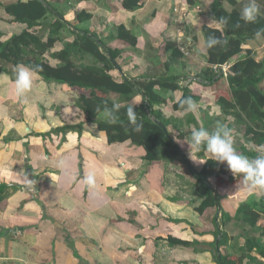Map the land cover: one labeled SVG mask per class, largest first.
I'll return each mask as SVG.
<instances>
[{"label": "crops", "instance_id": "0c3cea01", "mask_svg": "<svg viewBox=\"0 0 264 264\" xmlns=\"http://www.w3.org/2000/svg\"><path fill=\"white\" fill-rule=\"evenodd\" d=\"M15 1L0 0V43L24 30L44 33L46 40L44 22L59 16L69 25L44 54L51 64L58 63L54 52L88 29L119 51L115 61L121 71L115 69L116 73L128 78L176 75L180 86H185L180 83L182 79L208 66L203 25L223 30L209 15L213 0H196L194 4L188 0H142L132 11L124 9L121 0H46L54 9L33 28L15 21L5 11L3 5ZM244 3L246 0H223L227 11L240 12ZM258 3L264 14V0ZM67 4L68 8L64 6ZM88 7L90 20L77 22L75 12ZM178 17L184 21L186 39L195 53L170 62L167 69L165 63L176 48ZM119 26L130 33V39L117 36ZM161 46L168 52L164 63L153 58ZM242 48L238 57L247 49L253 50L257 61L264 57V39L253 36ZM12 68L11 63L0 59V185L4 186L0 191V264H197L196 255H202L206 264H218L214 250L239 254V232H235L233 221L224 222L222 212L233 216L239 203L250 196L241 179L230 184L224 196L219 195L218 210L209 207L200 213L196 210L199 200L190 196V181L182 182L179 175L171 178L159 160L147 161L141 146L130 141L108 143L97 125L85 119L76 102L85 89L47 81L36 73L26 98L18 99L14 79L6 71ZM218 82L224 89L229 86L227 77H220ZM215 86L202 82L189 85L201 96L198 110L192 112L199 127H215L210 120L220 114L216 98L221 94L219 84ZM263 86L264 80L260 83L264 90ZM163 95L166 104L159 108L165 115L186 117L183 111L173 109L180 90ZM143 102L141 93L130 100L136 106ZM229 116L224 122L227 125L233 119ZM66 124H80V132L56 130ZM240 128L232 129V134L241 142L243 126ZM173 133L183 139L179 132ZM249 145L257 153L264 146ZM59 159L65 161L63 169L55 166ZM192 166L191 162L187 166L190 172ZM165 170L168 175H164ZM89 171L96 173L94 190L80 182ZM258 225H264V215ZM224 231L230 238L219 246ZM169 236L189 244H170ZM241 264L256 263L245 260Z\"/></svg>", "mask_w": 264, "mask_h": 264}, {"label": "trees", "instance_id": "16d2710c", "mask_svg": "<svg viewBox=\"0 0 264 264\" xmlns=\"http://www.w3.org/2000/svg\"><path fill=\"white\" fill-rule=\"evenodd\" d=\"M195 1L188 0L191 4ZM141 4L142 0H122V7L131 11L139 8ZM3 6L15 21L25 23L29 28L46 20V15L54 9L46 0H17ZM209 8L210 16L218 21L221 17L226 18L227 24L222 25L223 30L203 25L204 38L214 34L226 39L227 44L211 49L206 48L208 66L196 75L200 76L204 86H217L220 76H217L211 65L231 63V72L227 76L229 86L223 89L216 99L221 108V114L211 117L210 122L216 126L217 121L224 123L228 115L232 116V122L228 123L231 129L243 126L239 147L241 153L254 158L257 152L250 147L249 143L264 144V90L260 87V83L264 80V57L257 61L252 49L245 50L241 57L238 55L243 51L242 45L245 41L252 38L258 29L264 28V14H260L255 23H245L240 20V12L237 9L227 11L224 8L223 0H213ZM75 14L76 20L79 21H86L91 17L84 10L76 11ZM66 25H69V22L58 16L48 24L49 32L46 40H43L44 33L24 30L5 42H1L0 59L13 65L12 70H6L11 74L12 79H14L16 65L23 64L29 67L40 65L42 71L37 74L45 80L85 89L86 92L80 93L77 98V105L85 114V119L95 123L98 130L104 133L108 143L130 141L134 145L141 146L145 150L144 158L149 162L161 159L173 160L180 157L182 154L174 133L168 130L170 135L168 137L153 118L160 120L167 128L169 126L178 129L184 126L189 129L192 126L199 128L196 117L192 113H188L182 121L179 118L168 117L159 106L166 103L163 92L180 90V97L173 103V109L177 111H182L178 104L179 99L191 96L198 103L201 96L194 93L187 84L180 86L176 75L128 78L119 73L118 76H114L111 71L116 68L109 54L116 59L119 51L108 47L103 40L98 39L88 29H84L72 41L65 42L62 49L54 52L52 56L58 59V63L51 64L44 58V54L60 40V34ZM117 36L124 40L125 38L130 39V33L122 26L118 27ZM180 57H183V53L178 47L174 48L170 61L165 63L166 68L168 69L170 62L177 61ZM138 93L143 94L144 102L138 106L135 105L134 110L143 123V129L140 132H133L128 125L125 113L127 106L132 104L130 100ZM105 103L109 107L113 103L120 105L119 122L110 124L103 119L102 114L95 111L97 105L102 106ZM203 127L211 129L207 124ZM56 130L80 132V124H66ZM197 155L207 159L203 152ZM191 170L195 178L191 193L199 200L196 210L200 213L209 207L217 210L220 208L219 193L216 191L217 194L214 195L206 184L211 176L216 177L217 186L230 185L241 179L235 176L228 180H221L220 175L226 174L228 169L225 165L213 160H207L199 166H192ZM3 187L0 185V191ZM222 215L225 223L233 221L234 230H239L241 240L238 255L232 252L220 254L214 250L218 264H241L245 260L264 264V261L259 259V257L264 259V225H258L261 216L264 215V195L259 197L255 194L250 195L239 203L233 216L227 212H222ZM221 236L219 246L230 238L225 231ZM168 242L185 246L189 244L188 241L170 236Z\"/></svg>", "mask_w": 264, "mask_h": 264}, {"label": "clouds", "instance_id": "9594fccd", "mask_svg": "<svg viewBox=\"0 0 264 264\" xmlns=\"http://www.w3.org/2000/svg\"><path fill=\"white\" fill-rule=\"evenodd\" d=\"M260 4L258 0H246L241 11L240 20L245 23H255L260 16ZM221 25L227 24V19L221 17L218 21ZM186 33V32H185ZM254 36L257 40L264 39V28L258 29ZM227 44V40L221 36L214 34L209 35L205 39V47L207 49L214 48L219 45ZM42 71L40 65L31 67L19 64L14 68V94L18 99H25L27 93L32 89L33 77L36 73ZM183 85V81L180 82ZM186 85V84H185ZM180 109L185 113H192L198 110L197 101L191 96L183 97L178 101ZM136 104H129L126 108V118L128 125L133 132H140L143 129V123L138 118V113L134 110ZM120 105L113 103L111 107L105 103L97 105L95 111L102 114L103 119L115 124L120 121L118 115ZM26 131V129H25ZM233 130L225 123L217 121L214 129L209 130L205 127L193 128L190 135L184 137L183 143L188 146L189 156L194 162L205 163L207 160H213L224 163L234 176H239L243 182V189L249 195L257 192L264 194V146H261L257 155L252 158L239 153L234 146ZM205 153L206 160L196 157L198 153ZM55 166L63 169L65 161L59 159ZM86 189H95L97 186V177L94 171H89L80 181ZM31 183V181H29ZM197 264H206L202 255H196Z\"/></svg>", "mask_w": 264, "mask_h": 264}, {"label": "rangeland", "instance_id": "374dc122", "mask_svg": "<svg viewBox=\"0 0 264 264\" xmlns=\"http://www.w3.org/2000/svg\"><path fill=\"white\" fill-rule=\"evenodd\" d=\"M101 1H103V0H97V3H100ZM120 3H122V0H121V2ZM66 8H68V6H69V4H67V5H64ZM76 9V8H75ZM88 10H90V7H88V8H86V9H84V12H86L87 14H90L91 15V17H92V14L90 13V12H88ZM80 11V10H79ZM262 10H261V8H260V12H261ZM90 17V18H91ZM90 18L89 19H87L86 21H88V20H90ZM75 19H76V14H75ZM77 22H82V21H79L78 19L76 20ZM49 23H51V22H49V21H46V23H45V26H44V28H43V31L45 30H48V32H49V28H48V24ZM176 26H177V29H176V32H178V34H177V37H175V44H174V46L175 47H183V51H184V53H187V54H189V56H193V54L195 53V51H194V49H192V50H190L189 49V42L187 41V39H181V38H184L183 37V33L185 32V26H184V24L182 23V24H176ZM44 31V32H45ZM47 35H48V33H47ZM186 36V35H185ZM179 37H180V39H179ZM104 42V41H103ZM187 43V44H186ZM167 49H166V46H161L160 48H159V53H155V54H153V58H158L159 59V62L160 63H164V61H167ZM158 54V55H157ZM188 57V56H187ZM189 58V57H188ZM185 59H187V58H185ZM169 62V61H168ZM198 70L199 69H195L194 68V72H198ZM113 72V71H112ZM199 72H201V70H199ZM123 74V73H122ZM113 75H116V76H118L119 75V73H116L115 71H114V73H113ZM120 75H121V73H120ZM197 76V75H196ZM195 83H197V81L195 82ZM219 84V87L218 86H215V87H218V90H219V92H223V89H224V85H222V84H220L219 82L217 83V85ZM227 87V86H226ZM263 88H264V86H263ZM217 98H218V96H217ZM216 98V99H217ZM166 104V103H165ZM220 114H221V108H220ZM230 117V116H229ZM232 117V116H231ZM182 118V117H181ZM185 118V115L183 116V118L182 119H184ZM228 118V117H227ZM233 118V117H232ZM95 125V124H94ZM96 126V125H95ZM94 126V127H95ZM170 127V129L174 132V131H177V132H179L180 133V135H182L183 136V139H180V138H178V137H176V138H178V139H176V143H177V145L179 146V148H180V152H181V154L182 155H180L181 157H176L175 159H173V160H171V161H169V160H165V159H161V160H159L160 161V163H161V165L163 166V170H164V167H165V169H167V171L170 173V177L172 178H175L177 175H179V176H182V177H179L180 178V180L182 179V182H183V180L184 181H190L189 183H192V184H194L195 183V178H194V176H193V174L190 172V170H189V168L187 167L188 166V164L191 162L192 164H193V166H199V165H201V163H199V162H194L193 160H191V158H190V156H189V151H188V146L186 145V144H184L183 143V141H184V137H187V136H189L190 135V132H191V130L193 129V128H191V129H188L186 126H184L182 129H178V128H173L172 126H169ZM95 129H97V128H95ZM241 129V128H240ZM210 130H212V129H210ZM239 143H241L240 141H238V140H234V146H235V148H236V150L237 151H239L240 150V148L238 147V145H239ZM159 150H161V149H159ZM158 150V151H159ZM205 156H206V154H205ZM207 157V156H206ZM194 158H199V159H201V160H205V158H202V157H199L197 154H196V157H194ZM186 159H188V161H189V159H190V161L188 162ZM221 164H223V165H225L226 167H227V165L226 164H224V163H221ZM167 171L165 170L164 171V175H168V173H167ZM229 171V170H228ZM216 172H217V170H216ZM220 174H221V172H220ZM220 177H221V180L222 179H225V180H228L229 178H234L235 176L231 173V171H229V172H227V174H222V175H220ZM223 177V178H222ZM210 184H211V186H212V188L214 189V190H216L218 193H219V195L220 196H224L225 195V193H227V189L229 188V186H231V185H233V184H231V185H229V184H224V186L222 187V186H217V183H216V177L215 176H211L210 177ZM171 181V180H170ZM188 188H189V185H188ZM188 188L186 189V191L188 190ZM192 190V189H191ZM191 190H190V196H193L192 195V193H191ZM178 195H179V193H178ZM241 195H243V194H241ZM188 196L186 195L184 198H187ZM237 231V230H236ZM235 231V232H236ZM239 231V230H238ZM237 231V232H238ZM235 234V233H234Z\"/></svg>", "mask_w": 264, "mask_h": 264}, {"label": "built area", "instance_id": "2783aa9c", "mask_svg": "<svg viewBox=\"0 0 264 264\" xmlns=\"http://www.w3.org/2000/svg\"><path fill=\"white\" fill-rule=\"evenodd\" d=\"M174 10L177 11L176 8ZM178 23L184 24L182 17H178ZM184 26H185V24H184ZM183 37L184 38H181V39L185 40L186 39L185 32L183 33ZM179 39H180V37H179ZM188 44H189V49H190V43H188ZM178 48L180 49V51L183 53L184 56L191 57V56H189L190 53L189 54L184 53L183 47H178ZM190 50H192V49H190ZM230 65H231L230 62H226L223 64H213V65H211V68L217 74V76L227 77L228 74L231 72ZM182 81L187 85H191V84H194L196 81L201 82V78L199 76H196L195 74H193V75H189V76L185 77L184 79H182Z\"/></svg>", "mask_w": 264, "mask_h": 264}, {"label": "water", "instance_id": "95a60500", "mask_svg": "<svg viewBox=\"0 0 264 264\" xmlns=\"http://www.w3.org/2000/svg\"><path fill=\"white\" fill-rule=\"evenodd\" d=\"M109 58H110L111 62L113 63L114 67H115L117 70L121 71L119 65L117 64V62L115 61V59L112 57V55L109 54ZM153 120H154L155 123H157V124L163 129V131L166 133V135H167L168 137H170V135H169V133H168V129H167V127L164 125V123H162L160 120L155 119V118H153ZM27 172H28V174L30 175V169H27ZM206 184H207V186L211 189V191L214 193V195H216V191L212 188V186H211V184L209 183V181H207Z\"/></svg>", "mask_w": 264, "mask_h": 264}]
</instances>
